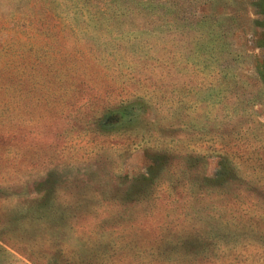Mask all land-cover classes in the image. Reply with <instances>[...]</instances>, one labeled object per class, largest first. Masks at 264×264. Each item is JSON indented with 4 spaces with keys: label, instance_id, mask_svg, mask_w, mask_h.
Returning a JSON list of instances; mask_svg holds the SVG:
<instances>
[{
    "label": "rangeland",
    "instance_id": "rangeland-1",
    "mask_svg": "<svg viewBox=\"0 0 264 264\" xmlns=\"http://www.w3.org/2000/svg\"><path fill=\"white\" fill-rule=\"evenodd\" d=\"M119 4L0 0V264H264V0Z\"/></svg>",
    "mask_w": 264,
    "mask_h": 264
},
{
    "label": "trees",
    "instance_id": "trees-1",
    "mask_svg": "<svg viewBox=\"0 0 264 264\" xmlns=\"http://www.w3.org/2000/svg\"><path fill=\"white\" fill-rule=\"evenodd\" d=\"M85 1L97 6L96 11L101 14L107 13L105 6H108L109 9L113 8V11H115V13H117V11L120 8V4H119L120 0H85ZM150 3H152V0H143V4L146 5L145 7L147 8L150 6ZM263 14H264V11H263Z\"/></svg>",
    "mask_w": 264,
    "mask_h": 264
}]
</instances>
